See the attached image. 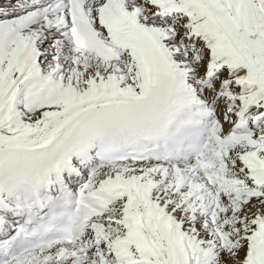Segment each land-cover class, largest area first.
<instances>
[{
    "label": "snow or ice",
    "instance_id": "6c2138e0",
    "mask_svg": "<svg viewBox=\"0 0 264 264\" xmlns=\"http://www.w3.org/2000/svg\"><path fill=\"white\" fill-rule=\"evenodd\" d=\"M0 264H264V0H0Z\"/></svg>",
    "mask_w": 264,
    "mask_h": 264
}]
</instances>
